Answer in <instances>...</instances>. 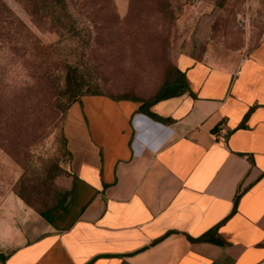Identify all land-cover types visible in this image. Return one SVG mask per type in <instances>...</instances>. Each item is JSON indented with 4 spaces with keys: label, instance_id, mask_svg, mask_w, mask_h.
<instances>
[{
    "label": "crops",
    "instance_id": "obj_1",
    "mask_svg": "<svg viewBox=\"0 0 264 264\" xmlns=\"http://www.w3.org/2000/svg\"><path fill=\"white\" fill-rule=\"evenodd\" d=\"M174 64L186 89L152 114L68 107L69 194L51 222L0 226V264H264V33L229 64Z\"/></svg>",
    "mask_w": 264,
    "mask_h": 264
},
{
    "label": "rangeland",
    "instance_id": "obj_2",
    "mask_svg": "<svg viewBox=\"0 0 264 264\" xmlns=\"http://www.w3.org/2000/svg\"><path fill=\"white\" fill-rule=\"evenodd\" d=\"M5 1L41 43L59 39L57 31L36 28L13 0ZM69 1L79 30L67 40L65 52L75 48L71 53H26L28 36L0 32V226L8 229L37 226L40 213L70 190L60 108L69 102L62 93L36 90L40 75L51 72L49 84L62 90L64 80L56 75L61 60H80L84 95L151 102L175 90L178 53L229 64L264 33V0Z\"/></svg>",
    "mask_w": 264,
    "mask_h": 264
},
{
    "label": "trees",
    "instance_id": "obj_3",
    "mask_svg": "<svg viewBox=\"0 0 264 264\" xmlns=\"http://www.w3.org/2000/svg\"><path fill=\"white\" fill-rule=\"evenodd\" d=\"M17 3L26 13L31 17L32 24L41 31H57L59 33V39L55 42L44 45L41 43L33 31L27 26L9 7L5 0H0V32L5 35L11 31L15 36L20 35L30 38L29 47H24L26 53H49L52 49L56 50L58 53H71L73 49L68 48L69 51L65 52V47L67 48L68 39L77 37L79 30L77 29V18L74 12L70 9L69 0H13ZM27 38V37H26ZM81 47L86 48L85 45ZM80 48V45L78 46ZM82 48V49H83ZM84 53V52H83ZM84 63L80 60L63 59L61 60L60 67L61 70L56 74L58 77H62L64 80V88L59 90L58 86H55L51 81V72H47L43 75H38L39 80L36 84V90H41L45 94L51 92H57V94L62 93L65 96L69 104L64 107V103L61 104L60 108L65 111L62 118L61 134L66 146V139L63 133V121L65 117L66 110L68 107L76 100H78L84 93V86H86L87 75L84 68ZM179 75L178 83L175 84V90L169 91L164 90L151 102H141L140 109L148 114H152L149 111L150 106L156 101L181 94L186 89V81L182 72H180L176 66L174 67ZM60 75V76H59ZM56 76V77H57ZM41 81V85H40ZM180 86V87H179ZM178 87V89H177ZM1 90V87H0ZM93 94V93H92ZM113 98V97H112ZM3 108V101L0 100V109ZM2 110V109H1ZM68 152V150H67ZM69 153V152H68ZM69 193V192H68ZM68 193H63L61 199L52 207V209H47L41 212L42 217L51 222L54 215L63 206ZM200 237V239H202Z\"/></svg>",
    "mask_w": 264,
    "mask_h": 264
},
{
    "label": "built area",
    "instance_id": "obj_4",
    "mask_svg": "<svg viewBox=\"0 0 264 264\" xmlns=\"http://www.w3.org/2000/svg\"><path fill=\"white\" fill-rule=\"evenodd\" d=\"M222 132L224 133V131L223 130H221V132L219 133L220 135H222Z\"/></svg>",
    "mask_w": 264,
    "mask_h": 264
}]
</instances>
